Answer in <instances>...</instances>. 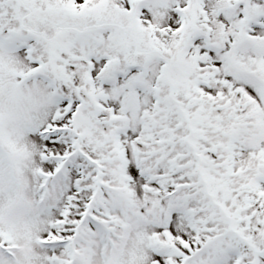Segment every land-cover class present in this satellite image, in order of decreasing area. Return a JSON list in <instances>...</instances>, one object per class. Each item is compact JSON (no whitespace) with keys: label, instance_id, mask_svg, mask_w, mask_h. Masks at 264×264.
Returning <instances> with one entry per match:
<instances>
[{"label":"snow or ice","instance_id":"snow-or-ice-1","mask_svg":"<svg viewBox=\"0 0 264 264\" xmlns=\"http://www.w3.org/2000/svg\"><path fill=\"white\" fill-rule=\"evenodd\" d=\"M0 264H264V0H0Z\"/></svg>","mask_w":264,"mask_h":264}]
</instances>
